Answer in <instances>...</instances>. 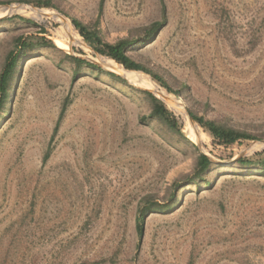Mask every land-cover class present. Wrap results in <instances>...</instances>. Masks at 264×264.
<instances>
[{"label": "rangeland", "instance_id": "rangeland-1", "mask_svg": "<svg viewBox=\"0 0 264 264\" xmlns=\"http://www.w3.org/2000/svg\"><path fill=\"white\" fill-rule=\"evenodd\" d=\"M0 1V20L35 23H0V77L17 38L37 47L0 100V264H264V170L236 164L264 157V0ZM164 12L167 25L143 42ZM71 18L110 43L142 39L129 56L178 95L113 70L125 67ZM75 32L84 46L70 48ZM144 92L167 102L183 135L151 117ZM190 108L258 138L217 146L196 121L203 134L187 131ZM199 154L213 167L194 181ZM146 201L180 206L150 215L140 236Z\"/></svg>", "mask_w": 264, "mask_h": 264}, {"label": "trees", "instance_id": "trees-1", "mask_svg": "<svg viewBox=\"0 0 264 264\" xmlns=\"http://www.w3.org/2000/svg\"><path fill=\"white\" fill-rule=\"evenodd\" d=\"M101 3V7H103L104 0H102ZM0 4H2L1 1ZM36 6L39 8H54L52 0H37ZM16 19L25 23L35 24L32 20L23 17H11L1 19L0 23L4 21L13 22ZM71 22L75 27L76 31L83 38V40L88 45H90L98 54L119 62L128 70L142 71L150 75L156 83L165 88L168 92L178 95V93L171 88L168 82L159 73L146 68L144 65L134 61L129 56L131 50L137 48L138 42H140V40L142 39H137L134 41L126 39L115 43H110L104 39L101 32L97 28L91 27L77 18H71ZM166 25L167 19L166 14L164 12V19L162 21L154 22L150 27L145 30V39L143 40V42L152 41L163 30ZM78 33H76L77 37L71 44L70 48H72L73 46H84V42L82 41ZM68 37L66 38V44L68 43ZM43 41L45 44L44 46L56 48L51 40L44 38ZM36 48L37 47H32V43L24 39L23 37H19L16 39L13 50L10 51L7 55L4 71L0 77V100H3V98L7 95V92L9 90V84L13 76H15L16 70L22 64V59H24L28 54L35 52ZM69 58L77 66L86 65L89 68H98L96 65L89 64L86 61L81 60L77 57L69 56ZM98 59L108 60L103 58ZM110 76L115 80H121L118 76L114 74H110ZM76 78L77 76H75V79ZM144 93L148 96L151 103V117L162 122L171 132L177 135H183L181 125L174 112H172L164 102L155 97L153 94L149 92ZM65 108L66 106H64L62 109L54 133H56L59 128V125L65 113ZM189 112L193 119L196 121V123L210 135L213 140V143L217 146L232 147L234 145L242 144L244 142H251L253 140H257L258 138L250 132L237 130L222 125L216 122L215 120L206 118L205 116L198 114L191 108L189 109ZM193 126L196 131H200L203 134V131L198 126ZM203 140L204 139H200L201 142H203ZM236 164L239 165L242 169L259 167L260 169L264 170V157L263 154H256L253 158H240L237 160ZM212 167L213 163L211 162L210 158L205 154H199L195 166L194 178L192 180L201 181L204 174L209 171ZM179 206L180 205H176L172 207V205L146 201V203H144V205L141 206V208L139 209L138 216L136 218V229L138 234L140 236H143L146 220L150 215L154 213L168 211L172 208L173 210H175L179 208Z\"/></svg>", "mask_w": 264, "mask_h": 264}, {"label": "bare ground", "instance_id": "bare-ground-1", "mask_svg": "<svg viewBox=\"0 0 264 264\" xmlns=\"http://www.w3.org/2000/svg\"><path fill=\"white\" fill-rule=\"evenodd\" d=\"M39 12H41V13H43V14H45V15H47V16H55V14H53V13H51V12H47V11H39ZM62 37L61 38H57V41L60 43V44H62V45H64V36H65V33H63L62 32ZM70 36V35H69ZM65 49H68V47H67V45H66V47H65ZM100 58V57H99ZM97 61H101V62H103V63H106V65H108V63L106 62V60H102V59H97ZM111 61V60H110ZM113 62V61H112ZM109 66L113 69V70H115V71H117L118 73H120V75L122 74V75H124L125 77H127L128 79H130V77H133L132 75V73H131V71H129V70H126L125 68H121V66H117V64L116 65H113V64H109ZM135 75V74H134ZM135 77V76H134ZM139 81V80H138ZM141 82H142V80H141ZM147 85H148V83H147ZM148 89H150L151 91H153L150 87H149V85H148ZM161 99V98H160ZM162 100V99H161ZM164 101V100H163ZM165 102V101H164ZM166 104H167V102H165ZM168 105V104H167ZM170 105H172V104H170ZM184 106V105H183ZM185 107V106H184ZM185 121H186V124L185 125H187V131L191 128V125H194L192 122H191V119H190V117H189V115H188V113H187V111H186V109H185V119H184ZM197 126V125H196Z\"/></svg>", "mask_w": 264, "mask_h": 264}, {"label": "water", "instance_id": "water-1", "mask_svg": "<svg viewBox=\"0 0 264 264\" xmlns=\"http://www.w3.org/2000/svg\"><path fill=\"white\" fill-rule=\"evenodd\" d=\"M187 113H188V115H189V117H190V119H191V122H192L193 124H195V120L193 119V117L190 115L189 112H187Z\"/></svg>", "mask_w": 264, "mask_h": 264}]
</instances>
